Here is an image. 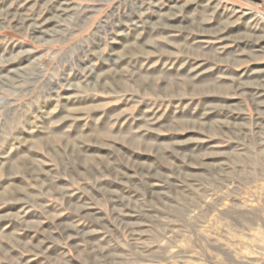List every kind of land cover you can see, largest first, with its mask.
Wrapping results in <instances>:
<instances>
[{"label":"rangeland","instance_id":"374dc122","mask_svg":"<svg viewBox=\"0 0 264 264\" xmlns=\"http://www.w3.org/2000/svg\"><path fill=\"white\" fill-rule=\"evenodd\" d=\"M0 264H264V0H0Z\"/></svg>","mask_w":264,"mask_h":264}]
</instances>
